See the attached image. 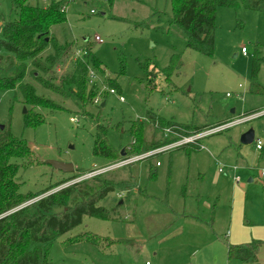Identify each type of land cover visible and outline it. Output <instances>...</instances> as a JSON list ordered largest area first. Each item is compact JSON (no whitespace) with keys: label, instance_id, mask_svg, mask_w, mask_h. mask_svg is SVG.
I'll list each match as a JSON object with an SVG mask.
<instances>
[{"label":"rangeland","instance_id":"374dc122","mask_svg":"<svg viewBox=\"0 0 264 264\" xmlns=\"http://www.w3.org/2000/svg\"><path fill=\"white\" fill-rule=\"evenodd\" d=\"M11 1L0 0L1 16L7 17ZM66 16V22L51 29L52 35L58 43L73 42L77 50L84 45L90 48L105 69L104 75L95 80L107 94L99 104L80 107L67 94L57 96L38 88V94L57 106L51 111L34 109L43 121L28 123L19 93L0 91V125H6L14 138L23 139L44 162L22 174L24 191L35 193L73 173L113 165L92 154L98 124L108 128L107 140L117 148L124 146L129 137L118 133L116 125L120 123L126 130L128 122L141 121L148 110L167 121L209 127L264 110L263 12L218 8L210 56L186 48L185 39L176 28L167 32L156 29L172 16L170 0H77L68 7ZM144 23L148 26L142 27ZM95 36L102 42H96ZM242 48L246 55L241 53ZM255 60L258 69L253 76ZM141 64L148 65L149 72L156 66L154 90H148V76ZM106 79L114 82L116 95L109 94ZM248 130L264 148L263 114L201 139L199 150L187 153L173 149L131 167L102 173L108 181L119 183L131 171L138 177L139 188L129 194L116 189L100 200L98 206L107 210L114 207L117 220L83 217L80 225L52 242L51 264H241L227 258L225 243L231 244L224 235L216 238L212 230L227 233L225 215L230 203L226 192L217 200L221 187L215 182L217 176L231 179L232 173L226 170L225 176L218 173L219 168L228 169L239 165L238 161H246L248 167L236 173L239 185L247 188L248 200L261 195L264 179L255 175L264 171L260 162L264 151H257L254 141L240 143L241 135ZM54 162L72 165L73 171L62 172L53 167ZM248 175L254 177L251 183L247 182ZM120 200L122 205L117 207ZM249 206L247 202V211ZM166 209L196 215L208 223L218 211L219 220L198 228L178 222L183 228L180 233L168 242L158 243L167 231L148 232L147 223ZM83 234L104 241L96 245L74 241ZM258 264H264V258Z\"/></svg>","mask_w":264,"mask_h":264},{"label":"trees","instance_id":"16d2710c","mask_svg":"<svg viewBox=\"0 0 264 264\" xmlns=\"http://www.w3.org/2000/svg\"><path fill=\"white\" fill-rule=\"evenodd\" d=\"M170 3L172 16L165 25L160 24L156 29L167 32L176 28L183 35L186 48L206 56L213 52L218 8L264 13V0H170ZM67 5V0H49L46 5L39 1L12 0L7 17L0 15V91L19 93L28 123L43 121L40 113L34 109L51 111L57 106L53 100L38 94V88L57 96L67 94L80 107L95 104L97 97L104 101L107 94L101 90L98 81L94 79L90 82V72L96 78L105 72L102 62L90 48L84 45L77 50L73 42L58 43L52 35L51 29L54 26L67 21L66 12L62 11V7ZM142 25L147 27L148 23ZM140 66L148 76V90H154L156 66H153L152 72L148 71V65ZM257 69L255 60L253 76ZM106 80L107 88L115 90L114 82ZM212 127L167 121L148 110L141 121L128 122L126 130H123L122 124L116 125L118 133H125L129 137L124 146H111L107 140L108 128L96 125L92 154L114 164ZM200 140L175 149H183L187 153L199 150ZM122 151L124 156L121 155ZM43 163L34 149L23 139L14 138L9 128L3 125V130H0V264H51L49 249L52 242L80 225L83 217L117 220L114 207L107 210L98 206L100 200L116 189L129 194L139 188L137 175L130 171L128 178L119 183L110 182L98 174L51 192L89 172L81 171L35 193L24 191L22 174ZM121 205L122 201L117 207ZM100 240L103 239L83 234L74 241L96 245ZM261 244L258 241L242 245L226 243L227 258L241 264H258L257 252Z\"/></svg>","mask_w":264,"mask_h":264},{"label":"crops","instance_id":"0c3cea01","mask_svg":"<svg viewBox=\"0 0 264 264\" xmlns=\"http://www.w3.org/2000/svg\"><path fill=\"white\" fill-rule=\"evenodd\" d=\"M77 1V0H76ZM74 1L73 3H75ZM72 4V3H71ZM69 4L68 7L71 5ZM66 9V13H67ZM247 53V52H246ZM104 103V102H103ZM234 113V111H232ZM254 146H255V140ZM256 149V148H255ZM257 150V149H256ZM196 151V150H191ZM260 152L264 151V148L262 146L261 150H257ZM260 162L263 163L264 167V152L260 157ZM239 165H236L235 171L229 170L232 175L231 179L229 178H220L217 176L216 185H219L221 188H219L216 198L217 200H221L223 192H226L227 194L225 196H228L230 206L229 208H226V225L225 230L227 228V233L225 234H217L212 230V233L216 238L220 237V235H224L223 237L228 240V242L231 245H242V244H249L253 241L261 242V247L259 248L257 252V259L258 262L264 258V176H260V174L256 173L255 177L259 178L260 180H263V187L261 190V195L257 194V197L251 200V197H249V200L247 199V188H245L243 185L240 184V179L238 183H235L233 181V176H236V173L239 169H242V167L247 168L248 165L246 161H238ZM263 171V170H262ZM227 176V175H225ZM248 183H251L254 180L253 175H248ZM239 178V177H238ZM228 191H227V189ZM227 199V198H226ZM121 203V200L119 201ZM250 205L247 207L246 204ZM254 203H257V206H254ZM119 204V203H118ZM260 205V207H259ZM163 217V218H162ZM219 220L218 211H216L215 217L212 216L210 219V222H205L201 218H199L196 215L192 214H186V213H179L170 209H166L164 214L160 216L154 215V217L150 218V222L147 223L148 232L152 231L154 233L155 231L157 234L162 233L163 231H167L165 236L159 240L158 243H165L169 240L173 239L175 236H177L180 231L183 229L182 226H179L178 222H181L184 227L186 226H197L201 227L203 224L205 225H213V223H216ZM134 221V220H132ZM181 229V230H180ZM154 230V231H153ZM225 243V242H223ZM226 244V243H225ZM227 253V248H226Z\"/></svg>","mask_w":264,"mask_h":264},{"label":"built area","instance_id":"2783aa9c","mask_svg":"<svg viewBox=\"0 0 264 264\" xmlns=\"http://www.w3.org/2000/svg\"><path fill=\"white\" fill-rule=\"evenodd\" d=\"M29 1H32V2L39 1V3H41L42 5H46V4H48L49 0H29ZM67 1H68L69 4H71V3H73L76 0H67ZM67 6L62 7V11L63 12H66ZM90 12L93 13L92 10ZM94 40L96 42H98V43L102 42L101 39L98 36H95ZM241 53L243 55H246V49L242 48L241 49ZM89 78H90V82L93 81L96 78L95 74L93 72H90ZM108 91H109V94L116 95V91L114 89H109ZM118 99H119L120 102H123V98L122 97L119 96ZM100 101H101V99L99 97H97L94 100V103L95 104H99ZM263 114H264V110L261 111V112L250 114L247 117H242V118L235 119L233 121H229V122H227L225 124H222V125H219V126H216V127L205 129L204 131H202L201 133H199L197 135H194V136H191V137H187V138H182L179 141L173 142V143H171L169 145L163 146L161 148H158L156 150H152L150 152L144 153V154L136 156V157L124 159V160H122L120 162L114 163L111 166H106V167H102V168H95V169L89 171L88 173H86L87 175H85L84 178H82L80 180H77V181H72V183H75V182H78V181H81V180H85V179H89V178H91V177H93L95 175L105 173V172H107L109 170H112V169H116V168H121V167L127 166V165H129L131 163H134L136 161H140V160H144V159L150 158V157H152V156H154V155H156L158 153L171 151V150H173V149H175V148H177V147H179V146H181L183 144L193 143L196 140H200V139H203V138H205L207 136L213 135L215 133H219V132H221V131H223L225 129H228L229 127H232L234 125H238L240 123L248 121L249 119L256 118V117H258L260 115H263ZM70 121L71 122H76L73 118H70ZM203 148L204 147L201 146V149H203ZM255 148L257 150H261V148H262V143H261V141L259 139L255 140ZM157 165H158V163H157ZM226 170L235 171L236 167H231V168H228V169H225L224 167H222V168L218 169V173L225 175ZM260 176H264V171H261ZM233 181L235 183H238L239 182V178L236 177V176H233Z\"/></svg>","mask_w":264,"mask_h":264},{"label":"water","instance_id":"95a60500","mask_svg":"<svg viewBox=\"0 0 264 264\" xmlns=\"http://www.w3.org/2000/svg\"><path fill=\"white\" fill-rule=\"evenodd\" d=\"M101 106H104V103L101 104ZM0 130H3V125H0ZM254 140V133L252 130H248L247 132H245L244 134L241 135L240 137V143L242 144H251ZM122 156H124V152L122 151L121 153ZM53 167L62 171V172H72L73 171V167L72 165L69 164H64V163H58V162H54L52 163ZM121 203L119 202V205Z\"/></svg>","mask_w":264,"mask_h":264}]
</instances>
